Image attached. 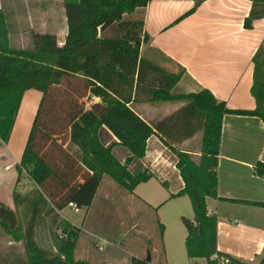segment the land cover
Returning <instances> with one entry per match:
<instances>
[{
    "label": "trees",
    "instance_id": "16d2710c",
    "mask_svg": "<svg viewBox=\"0 0 264 264\" xmlns=\"http://www.w3.org/2000/svg\"><path fill=\"white\" fill-rule=\"evenodd\" d=\"M150 0H63L67 34L61 46L55 35L33 34V48H14L8 40L7 25L0 12V142L7 143L24 91L39 90L42 95L33 117L27 140L16 167L35 185L30 194L13 190L15 208L25 207L30 216L23 233L15 209L0 201V227L21 238L27 264H91L76 259L74 249L80 228L61 218L58 211L70 202L77 208L87 207L103 175L132 192L152 173L141 165L133 171L129 165L142 159L146 140L153 134L176 154V167L183 186L170 195L188 196L193 217H183L186 229L184 247L188 258H203L204 264L240 262L216 248L217 219L208 214L206 199L217 196V174L222 117L226 113L259 117L264 124V39L252 57L253 81L250 92L253 109H230L217 101L208 89L197 92L172 91L184 70L166 71L140 56V46L147 39L143 21L131 14ZM202 0L180 15L174 23L191 14ZM252 0L244 26L264 16V7ZM109 29L112 35H102ZM99 34V35H98ZM100 101L86 106L88 96ZM141 101H183L172 114L148 123L132 108ZM101 127L109 130L116 144L129 155L120 162L112 152L113 143L104 145L99 138ZM201 131L199 155L179 150L175 144ZM76 146L78 154L71 152ZM255 172L264 173V163L257 162ZM264 207L263 201L238 200ZM39 214H52L60 227L55 235V250H47L34 239ZM162 234L163 225L159 223ZM130 264H150L147 258L131 257ZM264 264V256L256 263Z\"/></svg>",
    "mask_w": 264,
    "mask_h": 264
},
{
    "label": "crops",
    "instance_id": "0c3cea01",
    "mask_svg": "<svg viewBox=\"0 0 264 264\" xmlns=\"http://www.w3.org/2000/svg\"><path fill=\"white\" fill-rule=\"evenodd\" d=\"M256 4L264 7L262 2ZM193 5L194 0H150L145 6L137 8L130 16L143 21V33L147 35L141 43L140 56L168 72L184 70L172 89L175 93L208 89L217 101H224L230 109H253L255 99L250 92L252 57L264 39V16L255 18L251 27L246 28L244 19L250 13L252 0H202L191 14L174 23ZM0 12L7 25L9 44L14 48H33L35 33L53 34L61 46L67 34L63 0H0ZM100 34L112 35L109 29ZM41 95L33 88L24 91L10 138L7 143H1L0 150L16 165L27 137L22 134L20 141L12 147L13 136L18 123L24 130H30ZM99 101L97 96H88L86 106ZM183 104V101H141L132 103V108L146 122L152 123L172 114ZM102 128L99 132L101 137L104 135L103 144L113 143V154L124 162L129 151L116 144L115 136ZM197 138L200 146L201 131H198L174 147L199 155V147L191 146ZM67 146L71 152L78 154L76 146L69 143ZM176 159L175 152L160 135L151 134L146 140L142 159L128 168L133 171V165H141L152 173V177L137 184L132 192L125 193L114 185V180L103 175L90 205L80 209L85 210L86 217L98 193L112 200L118 199V195L128 208L131 229L146 231L149 223H156L159 228L162 222L161 236L165 237L167 225L173 223L180 240L184 241L186 229L182 218H192L193 210L188 196L170 197L183 186ZM257 162L264 163L262 120L254 115L224 114L216 166L218 198L206 199L207 211L217 219V250L250 264H256L264 256V207L231 199L264 202V173L256 174ZM16 183L15 177L13 185ZM108 189L116 193H109ZM6 205L14 209V206ZM66 207L72 209L69 204ZM66 207L58 211L59 216L77 226L63 214ZM166 252L164 248V254ZM189 260L190 263H205L203 258Z\"/></svg>",
    "mask_w": 264,
    "mask_h": 264
},
{
    "label": "rangeland",
    "instance_id": "374dc122",
    "mask_svg": "<svg viewBox=\"0 0 264 264\" xmlns=\"http://www.w3.org/2000/svg\"><path fill=\"white\" fill-rule=\"evenodd\" d=\"M28 132L29 129L24 130L18 123L12 147L14 143L20 141L22 134L25 133L27 137ZM99 137L104 143V135L101 137V131ZM0 146H2L1 142ZM191 146L200 148L198 138ZM122 149L126 150L123 146ZM6 155L0 150V200L4 204L14 206L19 218V229L15 236H20L25 229L30 211L23 206L15 208L12 191L30 194L35 185L25 173L18 174L16 163L14 164ZM116 155L118 156L119 153ZM135 165L132 168L136 167ZM15 177L17 183L13 185ZM113 183L120 191L127 193L116 182ZM108 190L109 193H116L113 190ZM117 197L119 200L117 198L116 200L105 199L102 193H98L86 217L84 209L78 208L75 211L74 207L72 209L66 207L63 211V214L70 217L80 228L74 254L76 259H87L92 264H130L133 256L131 254H134L143 258L148 257L152 262L150 264H173V262L176 264H197V262L190 263L185 254L184 241L180 240L175 224L167 225L165 237L161 236L156 223L152 225L149 223L146 231L140 228L131 229L132 220L127 211L128 208L125 206L126 203L124 204V200L118 195ZM59 233L60 227L53 222L52 214H39L34 226V239L39 246L53 250L55 235H59ZM15 236L7 234L0 227V264H27L28 260L22 239H17ZM164 248L167 251L166 254H164Z\"/></svg>",
    "mask_w": 264,
    "mask_h": 264
},
{
    "label": "built area",
    "instance_id": "2783aa9c",
    "mask_svg": "<svg viewBox=\"0 0 264 264\" xmlns=\"http://www.w3.org/2000/svg\"><path fill=\"white\" fill-rule=\"evenodd\" d=\"M69 205L74 207L75 211L78 210V208L74 204H72L71 202L69 203ZM99 248H101V247H99ZM218 262H219V264H228L229 263V258L228 257H219L218 258Z\"/></svg>",
    "mask_w": 264,
    "mask_h": 264
}]
</instances>
